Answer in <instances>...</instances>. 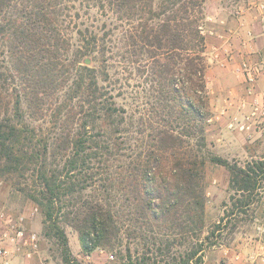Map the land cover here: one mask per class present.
<instances>
[{
  "label": "trees",
  "instance_id": "1",
  "mask_svg": "<svg viewBox=\"0 0 264 264\" xmlns=\"http://www.w3.org/2000/svg\"><path fill=\"white\" fill-rule=\"evenodd\" d=\"M206 1L0 0V175L34 170L22 191L65 264L81 263L63 218L85 254L125 232L146 245L139 264H202L262 198L264 155L242 165L194 147L210 118ZM208 160L233 192L210 227ZM177 241L181 255H148Z\"/></svg>",
  "mask_w": 264,
  "mask_h": 264
},
{
  "label": "rangeland",
  "instance_id": "2",
  "mask_svg": "<svg viewBox=\"0 0 264 264\" xmlns=\"http://www.w3.org/2000/svg\"><path fill=\"white\" fill-rule=\"evenodd\" d=\"M228 5V0H225ZM210 1H206L204 21L205 29L211 27L207 15L213 12L210 9ZM231 11V8H228ZM207 63L208 61V52ZM136 91L142 87H137L142 80L135 76L132 80ZM208 82V80H206ZM206 107L210 111V118L205 125V141L193 143L196 151L200 155L211 153L230 161H238L245 164L247 160L257 159L264 155V137L249 141L243 131L230 128L224 125L219 126V122L213 117L220 107L218 98L210 93V87H206ZM142 102V101H141ZM213 119V120H212ZM47 125L44 124V127ZM230 173L225 166L215 164L209 160L205 164V184H206V222L210 227L224 214L225 203L229 201L233 193L229 189ZM35 174L33 169H28L24 174L6 173L0 175V212L9 211L15 215H25L27 226L35 231L40 239V250L33 257L19 255L14 264H65L63 262L62 251L58 241L53 236H46L43 231L44 216L41 208L22 191L36 187ZM37 209V211H34ZM35 212L34 214H32ZM237 223L235 230L234 223ZM62 226L68 237L72 255L81 264H139L140 258L146 251L145 243L142 240H134L128 237L125 232L120 234L119 241L115 247L97 248L89 254L82 251L77 231L67 224L65 218L62 219ZM220 243H214L205 250V257L202 264H264V189L262 198L256 201L248 213L237 216L229 227L224 229ZM158 228L151 231L157 235ZM179 239L181 236H178ZM171 243L172 248L168 250V243H157L149 251L152 260H161L172 255H181L189 243ZM199 244V243H197ZM161 247L163 255L158 251Z\"/></svg>",
  "mask_w": 264,
  "mask_h": 264
},
{
  "label": "crops",
  "instance_id": "3",
  "mask_svg": "<svg viewBox=\"0 0 264 264\" xmlns=\"http://www.w3.org/2000/svg\"><path fill=\"white\" fill-rule=\"evenodd\" d=\"M208 1L213 12L207 15L212 26L206 29V80L220 104L213 119L230 127L235 117L242 119L243 113L258 109L250 129L242 132L249 141L257 140L264 137V0H228V5L225 0ZM244 61L262 68L252 91L240 70ZM230 128L239 129L237 121Z\"/></svg>",
  "mask_w": 264,
  "mask_h": 264
},
{
  "label": "built area",
  "instance_id": "4",
  "mask_svg": "<svg viewBox=\"0 0 264 264\" xmlns=\"http://www.w3.org/2000/svg\"><path fill=\"white\" fill-rule=\"evenodd\" d=\"M261 7L264 8V2L261 3ZM240 70L245 76L249 91H252L262 73V68L260 65L244 61ZM245 107L244 102L242 109ZM257 111L258 109H254L249 114L243 113L242 119L235 117L229 126H235L237 121L240 130L248 131L250 129L249 122L257 115ZM39 242L38 234L28 228L25 215H15L9 211L0 212V264H14L19 255L33 257L40 250Z\"/></svg>",
  "mask_w": 264,
  "mask_h": 264
}]
</instances>
